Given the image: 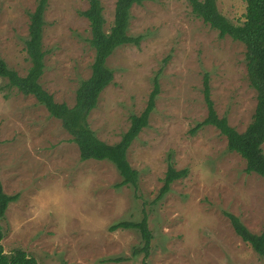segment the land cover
<instances>
[{
	"label": "rangeland",
	"instance_id": "obj_1",
	"mask_svg": "<svg viewBox=\"0 0 264 264\" xmlns=\"http://www.w3.org/2000/svg\"><path fill=\"white\" fill-rule=\"evenodd\" d=\"M116 1L101 0L107 32ZM38 2L0 0V57L22 77L31 68L26 42ZM217 7L233 24L245 21L246 0H217ZM88 8L89 0H49L44 16L40 83L70 108L92 75L95 50L81 15ZM128 34L142 42L108 59L114 81L88 120L99 140L119 143L131 116L147 107L159 74L149 127L127 153L139 173L137 188H118L122 177L108 161L82 162L62 122L0 78L1 180L8 195H19L2 221L5 252L23 250L39 264H264L227 216H237L254 234L264 232V178L246 173V161L228 150L217 128L191 133L208 114L206 74L219 117L239 133L252 123L258 93L249 81L246 46L220 38L188 0L134 5ZM170 164L189 174L159 200ZM145 217L153 235L147 256L135 254L144 245L138 229L112 230Z\"/></svg>",
	"mask_w": 264,
	"mask_h": 264
},
{
	"label": "trees",
	"instance_id": "obj_2",
	"mask_svg": "<svg viewBox=\"0 0 264 264\" xmlns=\"http://www.w3.org/2000/svg\"><path fill=\"white\" fill-rule=\"evenodd\" d=\"M145 1L147 0H117L115 21L107 32L101 0H89V8L81 12V15L90 24L89 44L95 50V58L92 75L81 83L76 95V104L72 108L65 103H57L53 95L40 83L45 70L46 52L43 48V31L49 0H39L35 11L30 14L29 39L26 42V52L31 63L28 74L24 77L20 76L0 57V78L8 80L7 86L17 89L25 96H34L53 118L62 122L64 129L72 136V143L78 146L82 162L95 160L112 163L122 177L121 183L117 185L118 188L138 187L139 173L128 162L127 153L141 132L149 127L150 117L155 111L157 97L160 94L159 74L154 79V89L150 94L147 107L142 114L131 116L130 128L119 143L109 145L99 140L91 129L88 119L91 112L97 108L100 95L114 81V71L107 65L108 59L118 48L131 44L139 46L142 42L143 37H132L128 31L132 7L141 5ZM188 1L193 13L212 29L218 31L220 38L229 36L246 46L249 81L258 93V104L253 121L244 133H239L230 126L226 117H219L215 110L211 96L210 76L206 74L203 80V94L208 114L191 130V133L195 134L206 126L217 128L227 139L228 150L241 155L246 161V173L257 174L264 178V0H246L245 21L240 25L231 23L220 13L217 0ZM188 174V170H176L170 164L158 199H163L170 192L172 184L186 178ZM18 199L19 195L10 196L5 192L0 169V264H39L23 250L7 254L3 246L5 233L2 221L10 204ZM227 216L237 235L250 244L253 250L264 259V232L260 235L254 234L240 218L233 214H227ZM117 229H138L144 245L135 254L145 253L146 256L149 254L153 235L146 217L140 223L122 222L112 228V230Z\"/></svg>",
	"mask_w": 264,
	"mask_h": 264
}]
</instances>
